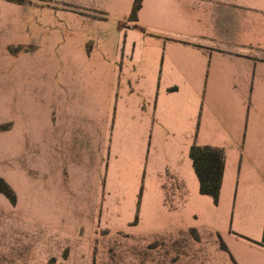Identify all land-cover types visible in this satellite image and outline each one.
<instances>
[{
  "label": "crops",
  "instance_id": "0c3cea01",
  "mask_svg": "<svg viewBox=\"0 0 264 264\" xmlns=\"http://www.w3.org/2000/svg\"><path fill=\"white\" fill-rule=\"evenodd\" d=\"M136 4L122 39L79 50L77 167L96 190L122 175L145 211L168 201L178 228L201 214L231 264H264V0ZM193 145L224 151L217 202L200 192Z\"/></svg>",
  "mask_w": 264,
  "mask_h": 264
},
{
  "label": "rangeland",
  "instance_id": "374dc122",
  "mask_svg": "<svg viewBox=\"0 0 264 264\" xmlns=\"http://www.w3.org/2000/svg\"><path fill=\"white\" fill-rule=\"evenodd\" d=\"M128 1L0 0V264H231L201 214L178 228L77 167L79 50L122 39Z\"/></svg>",
  "mask_w": 264,
  "mask_h": 264
},
{
  "label": "trees",
  "instance_id": "16d2710c",
  "mask_svg": "<svg viewBox=\"0 0 264 264\" xmlns=\"http://www.w3.org/2000/svg\"><path fill=\"white\" fill-rule=\"evenodd\" d=\"M137 7L138 5L136 4L133 14ZM190 156L200 181V192L212 196L217 202L225 168L224 151L209 146L193 145L190 150Z\"/></svg>",
  "mask_w": 264,
  "mask_h": 264
}]
</instances>
